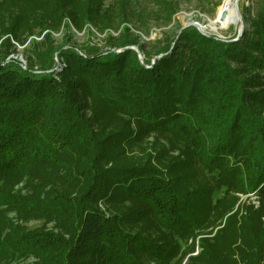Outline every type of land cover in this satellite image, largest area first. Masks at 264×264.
<instances>
[{
    "label": "trees",
    "instance_id": "trees-1",
    "mask_svg": "<svg viewBox=\"0 0 264 264\" xmlns=\"http://www.w3.org/2000/svg\"><path fill=\"white\" fill-rule=\"evenodd\" d=\"M105 1L0 0V264L264 263V0L239 40L186 27L153 64L127 28L146 16ZM87 25H123L121 52L54 49Z\"/></svg>",
    "mask_w": 264,
    "mask_h": 264
},
{
    "label": "rangeland",
    "instance_id": "rangeland-1",
    "mask_svg": "<svg viewBox=\"0 0 264 264\" xmlns=\"http://www.w3.org/2000/svg\"><path fill=\"white\" fill-rule=\"evenodd\" d=\"M113 0H106L104 2V8L109 7ZM129 7L134 12L143 13L146 16V27L140 28L139 30H134L130 25H127V28H130L129 33L137 38L138 44L143 47L144 53L147 55L148 59L153 64L155 53L163 48L164 45L174 40L178 33L186 27H189V24H196L198 28L201 29L202 33L205 36L214 37L216 39L225 40V41H234L238 35V31L233 28H228L225 30H210L208 28V21L215 18L216 12L220 7L216 5L215 0H193L190 2H185L182 0H172L178 1V11L173 16L172 21L168 24H165L160 18L158 13V8L155 5L153 0H128ZM260 3L258 0H239L238 8L240 15L243 20L244 30L248 29L250 20H252L259 11ZM123 25L110 30H104L102 32L94 29L93 27L87 25L81 31H77L75 28L70 26L69 31L60 28V31L57 33L51 34V42L54 49H58L63 45L75 46L79 49H83L86 46H94L101 51H115L117 54L121 52V49L116 47H111L108 44L109 37L117 39L123 33ZM243 30V32H244ZM242 32V34H243ZM242 37V36H241ZM36 42H40L41 38H36ZM14 45V53L10 54L8 58L15 59L20 63L23 68H26V59L30 57L29 43L27 42L24 46H19L16 43L12 42ZM130 48V47H129ZM137 48V47H136ZM53 52L52 59L55 62L56 66L54 71L56 79H59V73L64 69V64L61 63V60L58 58L57 52ZM140 53V56L144 57L143 53ZM88 116L90 112L86 113ZM153 137L150 136L147 140V143L152 142ZM137 150V149H135ZM176 154V153H175ZM257 195L254 193L241 195L236 194L238 197V202L245 205H250L254 209L259 208L258 204L254 205L250 195ZM220 194H215L214 198L219 197ZM264 220V218H263ZM44 225L43 221H31L25 224V226L32 230L35 228H41ZM48 230L52 229V224L46 225ZM200 238V237H199ZM198 238V239H199ZM194 243V251L189 254V256H196L200 252L198 247V240ZM191 241L188 242L189 245ZM186 245L182 244V248H185ZM198 253H197V252ZM186 260V259H185ZM183 261V263L185 262ZM34 263L33 258H29L25 261L20 262V264H32ZM264 264V263H262Z\"/></svg>",
    "mask_w": 264,
    "mask_h": 264
},
{
    "label": "bare ground",
    "instance_id": "bare-ground-1",
    "mask_svg": "<svg viewBox=\"0 0 264 264\" xmlns=\"http://www.w3.org/2000/svg\"><path fill=\"white\" fill-rule=\"evenodd\" d=\"M239 0H222L215 18L208 21L210 30H225L228 28L239 31L243 25L238 8Z\"/></svg>",
    "mask_w": 264,
    "mask_h": 264
},
{
    "label": "water",
    "instance_id": "water-1",
    "mask_svg": "<svg viewBox=\"0 0 264 264\" xmlns=\"http://www.w3.org/2000/svg\"><path fill=\"white\" fill-rule=\"evenodd\" d=\"M239 17H240V19H242L241 15H240ZM242 22H243V20H242ZM188 26H189V27L191 26V27L196 28L201 34H203L202 31H201V29L198 28L196 24H189ZM243 30H244V24L241 26L240 30L238 31V35H237V37H236V39H235L234 41H237V40H239V39L241 38ZM203 35H205V34H203ZM126 49H132V50H135L136 53H137V55H138L139 61L143 64V57L140 56V53H139L138 48H136V47H130V48H129V47H128V48H126ZM159 57H160V56H159Z\"/></svg>",
    "mask_w": 264,
    "mask_h": 264
},
{
    "label": "built area",
    "instance_id": "built-area-1",
    "mask_svg": "<svg viewBox=\"0 0 264 264\" xmlns=\"http://www.w3.org/2000/svg\"><path fill=\"white\" fill-rule=\"evenodd\" d=\"M250 196H251V197L253 196V197L251 198L252 203H253L254 205H257V204H258V202H257L258 199L255 197V195L252 194V195H250ZM196 252H197V251H196ZM197 253H198V252H197Z\"/></svg>",
    "mask_w": 264,
    "mask_h": 264
}]
</instances>
